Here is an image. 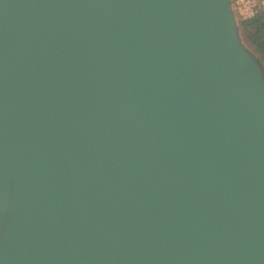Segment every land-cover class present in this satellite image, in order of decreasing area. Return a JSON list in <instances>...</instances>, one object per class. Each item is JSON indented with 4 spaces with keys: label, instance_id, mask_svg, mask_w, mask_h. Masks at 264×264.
<instances>
[{
    "label": "water",
    "instance_id": "obj_1",
    "mask_svg": "<svg viewBox=\"0 0 264 264\" xmlns=\"http://www.w3.org/2000/svg\"><path fill=\"white\" fill-rule=\"evenodd\" d=\"M0 264H264L233 0H0Z\"/></svg>",
    "mask_w": 264,
    "mask_h": 264
},
{
    "label": "trees",
    "instance_id": "obj_2",
    "mask_svg": "<svg viewBox=\"0 0 264 264\" xmlns=\"http://www.w3.org/2000/svg\"><path fill=\"white\" fill-rule=\"evenodd\" d=\"M241 24L246 42L264 62V15H259Z\"/></svg>",
    "mask_w": 264,
    "mask_h": 264
},
{
    "label": "built area",
    "instance_id": "obj_3",
    "mask_svg": "<svg viewBox=\"0 0 264 264\" xmlns=\"http://www.w3.org/2000/svg\"><path fill=\"white\" fill-rule=\"evenodd\" d=\"M235 12L241 23L264 15V0H233Z\"/></svg>",
    "mask_w": 264,
    "mask_h": 264
},
{
    "label": "rangeland",
    "instance_id": "obj_4",
    "mask_svg": "<svg viewBox=\"0 0 264 264\" xmlns=\"http://www.w3.org/2000/svg\"><path fill=\"white\" fill-rule=\"evenodd\" d=\"M243 38H244V36H243ZM245 39V38H244ZM246 41V40H245ZM247 43V42H246ZM248 44V43H247ZM249 45V44H248Z\"/></svg>",
    "mask_w": 264,
    "mask_h": 264
}]
</instances>
